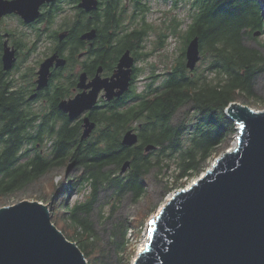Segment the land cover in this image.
<instances>
[{"label": "trees", "instance_id": "1", "mask_svg": "<svg viewBox=\"0 0 264 264\" xmlns=\"http://www.w3.org/2000/svg\"><path fill=\"white\" fill-rule=\"evenodd\" d=\"M110 1L108 10L96 15L101 19V29L106 25L101 34L107 40L106 48L109 46L106 54L112 59L117 52L118 58L130 48L137 58L148 55L149 52L141 53L139 49L144 48L145 38L154 26L145 22L130 29L126 23L130 17L120 6L121 0ZM136 3L142 12L149 10L142 0ZM263 3L264 0H193L192 7L197 8L187 29L181 30V22L176 20L170 25L174 35L183 37L184 47L178 61L171 63L159 85L149 82L143 91L134 90L119 103L96 108L92 115L97 127L88 141L80 139V126L57 128L52 117H46L45 124L37 129L33 121L39 118L31 116V111L20 119L12 104L2 103L0 199L40 180L56 167L85 166L84 175L69 180L66 197H61L60 191L49 195H54L50 199L54 208L52 219L58 225L63 221V230L81 247L89 264H109L111 252L107 242L90 219L98 193L106 189L109 198L117 202L130 193L139 201L149 196L151 170L172 168L173 178L167 182L163 197L173 191V186L175 189L186 186L188 181L183 182V178L190 180L201 175L208 168V160L229 147L237 129L226 109L240 95L257 98L255 80L264 71V55L246 43L247 37L254 36L256 31L264 33ZM195 36L200 37L201 60L205 63L201 73L199 66L191 71L185 63L186 48ZM166 38L167 33L161 31L157 48L164 46ZM183 110L184 118L177 119ZM130 128L138 131L139 141L134 146H124L122 135ZM46 138L52 141L50 153L45 155L37 147L38 143L46 147ZM26 141L33 143L36 150L31 158L32 149L25 148ZM149 144L157 148L147 151ZM127 159L131 160V166L122 174L120 169ZM85 181L92 184V198L73 205L68 201L69 192L82 190ZM156 208L157 205L146 210L147 214L134 221L128 216L121 217L119 226L110 231L111 238H118L117 249L123 253L121 260L132 256L129 229L136 226L141 230L148 214ZM109 216L104 222L113 219L115 213Z\"/></svg>", "mask_w": 264, "mask_h": 264}, {"label": "water", "instance_id": "2", "mask_svg": "<svg viewBox=\"0 0 264 264\" xmlns=\"http://www.w3.org/2000/svg\"><path fill=\"white\" fill-rule=\"evenodd\" d=\"M98 3L83 0L81 4L93 10ZM32 8L28 21L38 14V8ZM6 11L0 0V16ZM56 57L42 64L39 87L47 84ZM201 59L200 37L195 36L186 48V67L194 71ZM134 65L131 49L125 50L112 77L97 76L90 91L61 101V109L77 119L96 108L102 89L108 101L121 97L130 89ZM226 113L237 125L236 143L194 181L171 193L149 221L145 247L132 264H264V110L233 101ZM83 121L81 140L86 141L97 122L90 115ZM121 141L134 146L138 131L127 129ZM154 148L146 146L147 151ZM130 166L131 160H125L120 173ZM0 264L89 262L77 242L53 222L50 206L26 199L0 207Z\"/></svg>", "mask_w": 264, "mask_h": 264}, {"label": "flooded vegetation", "instance_id": "3", "mask_svg": "<svg viewBox=\"0 0 264 264\" xmlns=\"http://www.w3.org/2000/svg\"><path fill=\"white\" fill-rule=\"evenodd\" d=\"M2 1L7 11L0 16V106L12 104L20 119L31 111V116L39 118L33 121L37 129L45 124L44 118L52 117L57 128L80 126L82 135L85 116L90 115L96 121L92 115L96 108L119 103L136 90L139 58L131 50L135 57L133 79L130 89L121 97L108 101L102 89L96 108L77 119H71L69 112L60 107L61 101L90 91L89 86L97 76L110 78L117 70L121 56L113 61L106 54L109 46L106 48L107 40L101 36L106 25L101 29V19L96 17L100 11L108 10L110 0H100L93 10L83 7L82 0ZM32 7L38 8V14L28 21L31 16L27 13L34 10ZM91 33L92 38L85 36ZM54 56L57 57L52 62L48 82L39 87L42 64ZM62 60L65 63L59 65ZM25 148L32 149L30 158L36 154L33 143L26 141Z\"/></svg>", "mask_w": 264, "mask_h": 264}, {"label": "rangeland", "instance_id": "4", "mask_svg": "<svg viewBox=\"0 0 264 264\" xmlns=\"http://www.w3.org/2000/svg\"><path fill=\"white\" fill-rule=\"evenodd\" d=\"M144 4H147L149 10L145 13L142 12L140 7L137 5L136 0H121L120 6H123L126 9L125 14L129 15L130 19L126 20L128 27H140L145 22L154 26V29L150 30L144 41V48H140L141 53L149 52L148 55L142 56L136 63V66L140 71L138 72V80L135 82L136 91H143L146 88V84L149 82H154V85H159L162 81V75L168 71V67L171 66V63L179 59L181 55V50L184 47L183 37L181 34L174 35L170 25L174 20L181 22L180 29L186 30L187 26L192 20V14L196 11V8L192 7L193 0H142ZM177 3V4H176ZM110 6V5H109ZM263 17L264 9L262 8ZM132 17H134L132 19ZM128 21V22H127ZM167 33V38L165 39V44L161 48H157L158 44V35L160 32ZM254 36H248L246 43L249 46L258 48L264 55V33ZM169 35V36H168ZM118 53L115 52L112 56V60L117 59ZM176 59V60H175ZM178 61V60H177ZM186 63V58H185ZM199 70L201 73L204 70L205 63L202 60L198 64ZM157 76V77H155ZM156 78V79H154ZM254 90L257 98H246L245 96H238V102L248 105L253 109L258 111L264 110V71L257 76L254 84ZM185 111H180L177 115V119L184 118ZM237 127V125H236ZM94 134V133H93ZM236 135L232 138V141L226 149L222 150L220 154L233 147L236 143ZM49 137V136H48ZM92 137V136H91ZM91 137L89 139H91ZM53 138V137H49ZM46 138L45 145L39 143L38 147L42 153H50V143L51 139ZM87 139L86 141H88ZM89 144V142H88ZM219 154V155H220ZM211 157L207 164L208 168L214 163L216 158L219 156ZM28 159V157H26ZM26 159H23V161ZM86 172L85 166L73 167L70 168L68 164L64 166L56 167L51 170L47 175L43 176L40 180L32 182L21 190H18L12 194L6 195L4 198L0 199V207L7 204H16L22 200H39L45 204H48L53 211L51 206V197L49 196L55 191H60L61 197H66L68 195L70 179H76L80 175H84ZM202 174V173H201ZM200 176V175H199ZM194 176L189 182L194 181L197 177ZM173 178L172 168L160 169L159 167H154L149 174V196H145L139 201H135L132 194H126L121 202H117L114 198H109L108 190L102 189L98 193L97 199L92 205V211L90 214V219L96 228V231L100 236L106 240L108 249L111 252V257L109 258V264H132L133 260L137 256L138 251L140 250L141 245L145 242V232L148 227L149 221L153 216H155L160 209V207L169 199L171 193L170 190L165 196L162 197V193L167 185L168 181H171ZM183 182L187 181V178H183ZM172 185H170L171 187ZM175 189V186H173ZM172 188V189H173ZM173 189V190H174ZM93 187L90 181H85L82 190L77 191L73 190L69 192L68 201L73 205L77 202H86L92 198ZM47 196V197H46ZM157 205V208L150 212L143 223V228L140 230L136 226L130 228L128 231V238L130 241V251L131 255L127 256L124 260H121L123 253L118 252V238H111L110 231L117 227L118 220L126 216L130 217V220L134 221L135 219H140L147 214L150 208ZM111 212L115 213L113 219L104 222L109 218ZM138 214V215H137ZM61 225L55 224L65 233L67 236V231L65 232L63 221ZM119 226V225H118ZM141 228V227H140ZM64 229V230H63ZM68 237V236H67ZM129 252V251H128Z\"/></svg>", "mask_w": 264, "mask_h": 264}, {"label": "bare ground", "instance_id": "5", "mask_svg": "<svg viewBox=\"0 0 264 264\" xmlns=\"http://www.w3.org/2000/svg\"><path fill=\"white\" fill-rule=\"evenodd\" d=\"M82 2H83V0H82ZM98 5H99V3H98ZM64 61V63H65V60H63ZM236 142V141H235ZM171 196V195H170ZM147 240V239H146ZM146 240H145V242L141 245V247H140V249H143L144 247H145V244H146Z\"/></svg>", "mask_w": 264, "mask_h": 264}, {"label": "built area", "instance_id": "6", "mask_svg": "<svg viewBox=\"0 0 264 264\" xmlns=\"http://www.w3.org/2000/svg\"><path fill=\"white\" fill-rule=\"evenodd\" d=\"M187 181H188V180H187ZM188 182H189V181H188ZM189 183H190V182H189ZM144 236H145L144 240H146V239H147V233H145Z\"/></svg>", "mask_w": 264, "mask_h": 264}]
</instances>
